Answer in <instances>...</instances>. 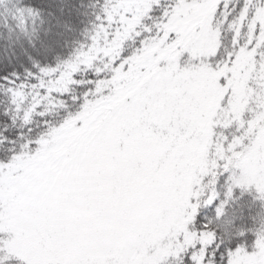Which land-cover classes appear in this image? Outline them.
Segmentation results:
<instances>
[{"label": "snow or ice", "instance_id": "1", "mask_svg": "<svg viewBox=\"0 0 264 264\" xmlns=\"http://www.w3.org/2000/svg\"><path fill=\"white\" fill-rule=\"evenodd\" d=\"M53 8L91 27L0 73V264H264V0Z\"/></svg>", "mask_w": 264, "mask_h": 264}, {"label": "trees", "instance_id": "2", "mask_svg": "<svg viewBox=\"0 0 264 264\" xmlns=\"http://www.w3.org/2000/svg\"><path fill=\"white\" fill-rule=\"evenodd\" d=\"M25 2L33 4L44 12V15L38 17L36 21L37 35L35 36L31 26L27 33H12L9 31L8 34L7 30L0 26V73L5 70H20V66L24 63L27 54L32 51L29 38L35 41L37 48L43 42L59 39L62 55L66 57L77 46V41L83 42L85 40L83 32L86 28L91 27L89 23L92 13L91 8L87 9V15L84 14V9H81V14L73 20L66 16H60V13L53 8V5L58 3L59 0H25ZM76 3L80 4L81 0H76ZM82 3L87 5L90 0H82ZM19 4L20 0H0V25L5 23V17H8L9 21L14 24L11 21V17L15 15L19 18V13L16 11ZM41 20H43L42 24ZM240 193L241 189L237 188L234 190V196L239 197V200L229 201L227 208L231 211L233 208L239 209L242 207L243 213L238 223L251 224L250 217L256 214L261 202L258 200L253 202L254 189L251 192L245 191L243 196H240ZM219 198H223V192L220 193ZM212 214L214 212L208 213V215Z\"/></svg>", "mask_w": 264, "mask_h": 264}]
</instances>
